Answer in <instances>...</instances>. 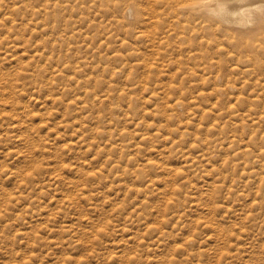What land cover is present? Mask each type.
Listing matches in <instances>:
<instances>
[{
	"label": "rangeland",
	"instance_id": "rangeland-1",
	"mask_svg": "<svg viewBox=\"0 0 264 264\" xmlns=\"http://www.w3.org/2000/svg\"><path fill=\"white\" fill-rule=\"evenodd\" d=\"M119 2L0 0V264H264V60Z\"/></svg>",
	"mask_w": 264,
	"mask_h": 264
},
{
	"label": "bare ground",
	"instance_id": "bare-ground-1",
	"mask_svg": "<svg viewBox=\"0 0 264 264\" xmlns=\"http://www.w3.org/2000/svg\"><path fill=\"white\" fill-rule=\"evenodd\" d=\"M143 1L144 5L140 8L141 5H137L136 1L130 3V0H120L116 9L123 12V17L127 15L130 18L139 13L146 16L147 11H150L153 14L151 18L166 16L165 19H172V23H176L174 21L180 15H186L191 20L201 19L199 28L221 36L225 41L232 42V46L245 44L244 50L252 57V63L261 64L260 60H264V0H153L152 5L148 0ZM159 2L163 3L162 13L155 12ZM255 42L258 44L254 45Z\"/></svg>",
	"mask_w": 264,
	"mask_h": 264
}]
</instances>
